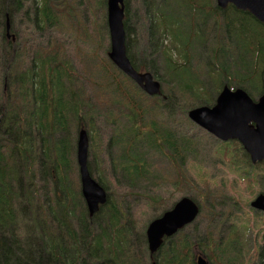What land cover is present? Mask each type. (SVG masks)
I'll return each instance as SVG.
<instances>
[{"label":"trees","instance_id":"obj_1","mask_svg":"<svg viewBox=\"0 0 264 264\" xmlns=\"http://www.w3.org/2000/svg\"><path fill=\"white\" fill-rule=\"evenodd\" d=\"M208 1L136 0L141 11L159 22L155 29L159 41L153 47L159 71L149 66L145 53L150 55L153 50L146 44H150L148 38L142 50L137 47V60L131 57L124 10L125 55L135 71L148 72L160 81L161 96L145 95L110 63L109 47L104 44L107 37L102 34L105 18L94 22L93 30L99 33L96 43L88 42L87 30L79 20L68 19L77 35V50L82 49L91 62L84 76L75 74L62 45L33 52L44 67L43 88L34 97L24 86L7 87L2 92L0 264H193L195 245H189L180 232L175 240L164 238L153 254L147 251L142 230L138 239H131L125 225L133 223L121 203L127 196L140 198L141 203H160L162 185L185 194L179 187L182 166L187 161L195 163L206 150L198 143V128L187 119V112L212 106L224 86L249 97L262 91L261 82L253 75L258 63L264 66V36L249 41L245 48L240 34L236 35L244 22L264 26L246 12L232 6L221 11ZM89 4L93 9L96 0H89ZM151 7L155 9L150 11ZM66 10L73 14L69 7ZM230 11L238 15L240 28L227 19ZM163 37L174 47L164 50ZM0 38L6 76L18 66L17 51L26 53V49L24 42L16 45L10 36L2 34ZM83 124L89 125L86 130ZM79 129L96 143L90 144L88 152L97 156L94 159L100 169L96 172L109 180L107 190L112 184L118 185L92 217L87 214L78 184L70 179L74 173L79 182L74 165ZM216 142L218 147L210 153L230 165L232 152L237 149L235 142ZM244 159L248 162L245 191L251 184L263 189L261 176L246 156ZM98 182L106 191L103 181ZM204 195L209 203H201L194 195L187 197L197 205V216L209 221L216 218L209 229L208 224L201 225L200 247L212 256L214 264H240L235 254L242 242L234 243L228 234L229 243H224L222 234L219 236L223 228L220 220L230 211V199L223 205L211 193ZM170 199L171 195L166 201ZM237 229L241 239L247 236L245 226L237 224Z\"/></svg>","mask_w":264,"mask_h":264},{"label":"rangeland","instance_id":"obj_2","mask_svg":"<svg viewBox=\"0 0 264 264\" xmlns=\"http://www.w3.org/2000/svg\"><path fill=\"white\" fill-rule=\"evenodd\" d=\"M104 1L105 0H96V6H94L92 9L89 4V0H0V36L2 34L7 35L8 38L10 36L14 41H16V45H18V41L24 42L26 49V53L19 54L17 51L16 63L18 66L15 68L13 74L3 76L5 73L3 72L4 66L2 64L0 38V106L2 103V92L7 87L18 89L24 86L26 88L27 94L30 97H34L41 90V88H43L44 67L40 60H37L33 57V52L36 49L47 50L54 44L62 45L66 59L75 74L84 76V70H86L87 66L90 65L91 62L82 49L79 51L77 50V35L68 22V19L79 20V22L85 26L87 30L88 42L96 43L99 33H97V35L95 34L93 25L94 22H96V19H106L105 5H103ZM206 1L209 3L208 0ZM148 2L149 1H146V4L143 5V9L145 6H147ZM211 2H213L215 5L214 0H211ZM66 7H69L73 11V14L66 10ZM122 8L123 17L124 10L126 11L127 15V21L125 25L126 35L128 36L129 42L128 47H130V55L133 59L137 60V47L139 48V51L142 50L146 46L144 42L147 38L149 39L150 44H146L150 50H153V47L158 43L159 32L155 31V29L159 22L155 17L150 16L144 10L141 11L136 0H122ZM152 8L154 7H151L150 11H152ZM180 9L181 8L178 7V10ZM227 19L231 22V25H238L240 28L239 24H237L239 17L237 14H235V12L230 11L227 15ZM147 32L149 35H151V37L147 35ZM237 32L235 31V35L237 34L236 37L241 36L240 38H242L243 42L245 43V48L249 45V41L256 40L259 35L264 36V28L258 26L255 23L253 25L250 22H244L243 26L241 27V31L239 32V30H237ZM102 34L107 37L108 43L105 41L104 44L108 48L109 39L107 27L105 31L102 30ZM239 34L240 36H238ZM163 39V49L165 47L164 50L170 49L171 46L174 47L169 38L163 37ZM145 54L147 55V60L150 63L149 66H152L154 69H156V71H159L158 60L155 57V49L150 53V55L148 51H146ZM261 65L262 64L258 63L253 77L256 76L255 79L261 82L260 90L262 89V91L260 93L257 92L256 96H250L253 101H256L257 98L262 93H264V66L261 67ZM152 80L159 84V94L154 96H161L160 91L162 85L160 81L156 78H153V76ZM224 81L225 80H223L221 84ZM255 83L258 85L257 82ZM137 88L139 89V87ZM226 88L231 92L236 90L234 88ZM253 88L256 89L255 86ZM140 91L142 92V90ZM220 91L221 90L218 91L215 98L220 93ZM83 125L85 126V130L86 127L89 126L85 124ZM198 129L195 130L199 137L198 143L203 144L206 150L202 157L195 163L187 161L182 166L183 179L179 184V187L185 192V194H181L178 190L171 189L166 185H162V192L158 195L159 199L162 197L160 203L155 200L154 202L147 201L146 203H141L140 198L134 196L125 197L121 203L122 211L128 214L129 219H131L133 223L130 226L125 225V229L129 230V233L132 235L131 239H138L140 234L139 230H142L141 233H143L145 238V230L147 225L152 220L158 219L164 212L170 210L180 198H190L191 195H194L199 201H201V203H205L204 201L209 203L210 199H206L204 194L209 195L211 193L215 196V201H218L223 205H225L228 199H230V211H228L229 213L227 217L224 218V220H220V222H223V228L220 230L219 236L221 237L222 234L221 238H223L222 240L224 243H229L228 234L230 238L232 236L234 243L238 242L239 244L242 242L240 252V247L238 245L236 247L238 249L236 252L237 255L235 254L237 257L236 260H238L240 264H264V216H261L259 212H255L248 206V203L253 200L254 196L258 193L264 192V190H259L260 188L258 186L251 184L247 187V191H245V184L247 183V180L245 179L244 172L247 170L248 162L246 159H244L245 154L242 152V148L236 141L234 142L237 149L232 152L230 166L223 163L220 159H217L212 153H210V150H214L218 147L216 139L209 134L204 133L200 128ZM206 134L212 139H208ZM87 140L89 149L90 144H96L94 140L90 142L88 136ZM89 149L87 148V158L85 164L87 173L89 172V177L100 187L101 185L99 184L98 180L103 181L106 191L102 187L101 188L103 189L106 198L107 194L112 195L114 192V186L117 187L118 185L112 184L107 190V185L110 182L104 177L103 173L101 174L100 172H96L100 169L96 160L94 159V157L97 156L89 154ZM74 165L77 172V163L74 162ZM257 168L258 165L255 164V173H257ZM72 171H74V169H72ZM251 176L252 173L249 172V177ZM70 179L74 180L79 187L77 175L71 173ZM162 183L164 184V182ZM167 192L168 196H172V199H170L168 202L166 201L168 196H164L167 194ZM187 192L191 194L186 195ZM245 205H247V207ZM134 211V216L137 219L136 221L134 220V216H132ZM244 214L247 215V223L244 222ZM197 215L192 222L185 225L182 229L178 230L175 234L168 237L167 239L173 237V240H175V237L180 232L181 236L186 237V241L189 245L191 243L195 245L192 252L199 253V258L203 264H214L212 260H210L212 256H208L206 250L200 247V243L202 242L200 228L201 225L207 226V224L208 229L211 228L212 222L214 223L215 221L213 220L216 218L214 217L213 220L211 219L209 221L208 218H205L202 215ZM237 224H241L245 226V229H248L246 230L248 234L243 239H241L242 233H240V231H244V228L240 227L239 231L237 229Z\"/></svg>","mask_w":264,"mask_h":264},{"label":"water","instance_id":"obj_3","mask_svg":"<svg viewBox=\"0 0 264 264\" xmlns=\"http://www.w3.org/2000/svg\"><path fill=\"white\" fill-rule=\"evenodd\" d=\"M215 5L224 10L228 5L247 12L264 25V0H215ZM106 27L109 39L107 58L124 76L130 79L148 96L159 94V84L149 73L136 72L125 55L122 29V0H106ZM187 119L195 126L225 142L235 140L248 155L251 163L264 159V94L252 101L241 90L231 92L223 87L212 106L190 109ZM88 140L86 132L80 129L75 142V157L79 175V190L89 217L95 214L99 205L105 202L103 189L95 183L86 170ZM254 211L264 213V193L249 202ZM198 214L197 205L189 198H180L174 206L158 219L152 220L145 230L146 248L153 254L168 238L193 221ZM196 264H203L198 257Z\"/></svg>","mask_w":264,"mask_h":264},{"label":"flooded vegetation","instance_id":"obj_4","mask_svg":"<svg viewBox=\"0 0 264 264\" xmlns=\"http://www.w3.org/2000/svg\"><path fill=\"white\" fill-rule=\"evenodd\" d=\"M257 164L259 165V169L257 171V174H259L261 176V179H264V159H260L259 161H257ZM264 216V214H263ZM199 257V253H193L191 258H192V262L193 264H196V261Z\"/></svg>","mask_w":264,"mask_h":264}]
</instances>
